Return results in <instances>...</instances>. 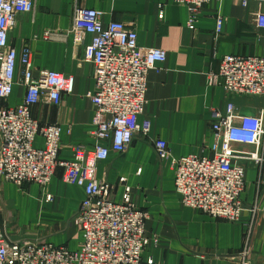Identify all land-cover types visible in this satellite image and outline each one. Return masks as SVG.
<instances>
[{
  "label": "crops",
  "instance_id": "obj_1",
  "mask_svg": "<svg viewBox=\"0 0 264 264\" xmlns=\"http://www.w3.org/2000/svg\"><path fill=\"white\" fill-rule=\"evenodd\" d=\"M78 8L103 12L104 26L115 21L132 27L141 49L167 53L166 61L147 76V102L139 122L150 120L149 136L136 135L123 154L111 152L98 164L96 173L98 181L115 187L114 201H123L129 187L131 202L149 214L145 225L149 246L143 263L152 259L155 264H238L236 255L244 247L250 209L258 202L264 206V161L260 166L243 156L257 152L264 160V138L259 148L234 146L242 157L234 163L244 168L246 182L241 196L245 211L235 223L183 205L172 159L212 155L214 111L225 112L231 103L241 115L264 112V97L209 86V76L218 74L224 56L264 57V29L257 28L253 15L264 12V6L259 9L251 3L246 8L239 0H213L202 9L195 29L188 26L187 7L172 0H37L33 13L18 14L9 33V45L18 54L15 85L2 107L14 108L24 101L21 56L26 47L31 50L36 77L42 71L73 77V92L63 94L60 105L44 101L33 108L41 125L60 128V159L65 161L73 160V146L93 149L104 144L94 136L95 112L87 97L95 90L94 67L83 60L91 36L81 33L83 43L78 44L76 33H70ZM47 32L52 33L50 39L45 38ZM157 139L167 142L171 159L159 161L154 149ZM43 146V138L36 137L34 147ZM85 197L83 187L62 181L60 170L46 187L29 184L20 188L0 176V233L11 242L53 244L79 251L83 231L74 217ZM250 260L264 264V209L256 223Z\"/></svg>",
  "mask_w": 264,
  "mask_h": 264
},
{
  "label": "built area",
  "instance_id": "obj_2",
  "mask_svg": "<svg viewBox=\"0 0 264 264\" xmlns=\"http://www.w3.org/2000/svg\"><path fill=\"white\" fill-rule=\"evenodd\" d=\"M172 1L187 7L188 26L195 29L202 9L213 0ZM239 1L246 8L251 3L259 9L264 6V0ZM36 4L37 0H0V176L20 188L29 184L46 187L60 170L64 183L83 187L86 197L74 217L82 227L83 241L79 251H70L53 244L11 242L0 233V264H144L143 254L149 246L145 236L149 214L131 202L129 187L123 201H114L115 187L98 181L96 173L98 164L107 160L111 152L123 154L136 135L149 136L150 120L139 122L147 102V76L166 61L167 53L161 49H141L136 31L124 23L114 21L104 26V13L99 10L75 11L70 33H76V43H83L81 33L91 36V42L84 46L83 60L94 67L95 90L87 97L95 112L94 136L104 144L98 143L93 149L73 146V160H61L60 128L41 125L33 116V108L44 101L60 105L63 94L73 92V77L54 71H42L36 77L31 50L26 47L21 56L24 101L14 108L2 107L13 93L18 61L17 51L9 45V33L18 14L33 13ZM253 15L257 28L264 29V12L259 10ZM221 26L219 17L218 31ZM51 36L52 33H45L46 39ZM209 86H221L237 95L264 97V57L224 56L218 74L209 76ZM213 113L212 155L172 159L175 186L186 207L219 221L235 223L245 211L241 196L246 182L244 168L234 163L242 158L234 146L260 147L264 112L241 115L230 103L225 112ZM38 136L44 140L39 149L34 147ZM154 149L160 162L172 158L166 141L157 139ZM243 157L260 166L264 161L257 152L245 153ZM263 209L262 202L250 209L244 247L236 255L238 264H252L253 236ZM146 264L155 263L149 259Z\"/></svg>",
  "mask_w": 264,
  "mask_h": 264
},
{
  "label": "rangeland",
  "instance_id": "obj_3",
  "mask_svg": "<svg viewBox=\"0 0 264 264\" xmlns=\"http://www.w3.org/2000/svg\"><path fill=\"white\" fill-rule=\"evenodd\" d=\"M12 184H14V183H12ZM16 185V184H15Z\"/></svg>",
  "mask_w": 264,
  "mask_h": 264
}]
</instances>
